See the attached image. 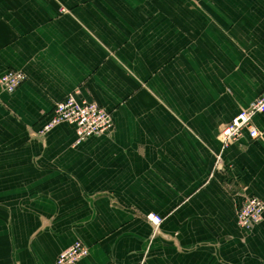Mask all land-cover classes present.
Wrapping results in <instances>:
<instances>
[{"label": "crops", "instance_id": "crops-1", "mask_svg": "<svg viewBox=\"0 0 264 264\" xmlns=\"http://www.w3.org/2000/svg\"><path fill=\"white\" fill-rule=\"evenodd\" d=\"M0 264H264L260 136L221 129L264 92V0H0ZM79 91L112 114L110 136L45 135ZM161 219L158 226L148 216Z\"/></svg>", "mask_w": 264, "mask_h": 264}, {"label": "built area", "instance_id": "built-area-1", "mask_svg": "<svg viewBox=\"0 0 264 264\" xmlns=\"http://www.w3.org/2000/svg\"><path fill=\"white\" fill-rule=\"evenodd\" d=\"M27 76L21 71H7L0 76V91L4 94H13L25 81ZM76 91L55 105L49 122L43 127L40 134L45 135L56 127L69 126L73 128L78 144L92 138L110 136L114 130L112 114L95 102L80 98ZM257 115L264 116V92L246 110L237 114L218 134V140L223 148L236 144L245 136L249 140L257 139L260 134L254 127L253 119ZM237 226L251 232L264 221V202L249 196L245 197L236 215ZM147 220L153 226H158L161 219L148 216ZM89 254V248L77 242L71 248L61 252L55 264H78Z\"/></svg>", "mask_w": 264, "mask_h": 264}]
</instances>
